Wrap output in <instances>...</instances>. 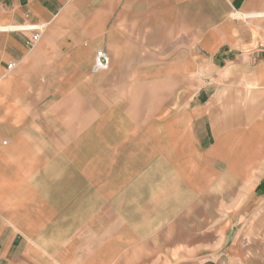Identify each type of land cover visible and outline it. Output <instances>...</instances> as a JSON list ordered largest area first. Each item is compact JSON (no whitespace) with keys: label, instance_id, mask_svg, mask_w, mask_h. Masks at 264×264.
I'll use <instances>...</instances> for the list:
<instances>
[{"label":"crops","instance_id":"1","mask_svg":"<svg viewBox=\"0 0 264 264\" xmlns=\"http://www.w3.org/2000/svg\"><path fill=\"white\" fill-rule=\"evenodd\" d=\"M190 156L264 195V0H0V264H264Z\"/></svg>","mask_w":264,"mask_h":264},{"label":"rangeland","instance_id":"2","mask_svg":"<svg viewBox=\"0 0 264 264\" xmlns=\"http://www.w3.org/2000/svg\"><path fill=\"white\" fill-rule=\"evenodd\" d=\"M193 159L195 158H189L191 162L187 164V167H191V170L187 171L184 187L185 246H194V232L198 230L200 223L204 230L205 225L214 219L221 222L229 219L239 224L237 231L242 230L244 239L247 240L245 246L251 251H256L264 237V224L260 227L258 225L259 220L264 221V195H254L253 185L256 181H248L250 185L249 195L245 196L243 194L241 197L233 195L232 189L227 185L228 181L195 179L193 175L196 171V164L192 162ZM205 166L206 164L202 166L201 172L208 171ZM170 206L177 210L178 207H181V201L178 205L176 198L170 197ZM228 209L230 210L228 211ZM177 233L178 231L175 230L174 235H177Z\"/></svg>","mask_w":264,"mask_h":264},{"label":"built area","instance_id":"3","mask_svg":"<svg viewBox=\"0 0 264 264\" xmlns=\"http://www.w3.org/2000/svg\"><path fill=\"white\" fill-rule=\"evenodd\" d=\"M35 40H37V38H34ZM13 66H11L10 68H12ZM110 67V57L109 55L104 52V51H100L97 53L96 58H95V66H94V71L95 72H103V71H107Z\"/></svg>","mask_w":264,"mask_h":264}]
</instances>
